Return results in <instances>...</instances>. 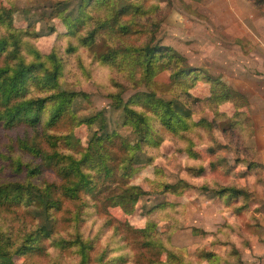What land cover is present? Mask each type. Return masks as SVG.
<instances>
[{
    "label": "rangeland",
    "instance_id": "1",
    "mask_svg": "<svg viewBox=\"0 0 264 264\" xmlns=\"http://www.w3.org/2000/svg\"><path fill=\"white\" fill-rule=\"evenodd\" d=\"M128 1L140 3L138 10L123 16L130 21L131 31L102 29L88 45L80 38L96 17L105 16L104 5L88 3L85 11L92 17L70 31L62 17L52 12L57 2H65L74 15L80 0H0V5L11 9V20L0 23V40L5 38L10 50L14 47L11 34L17 36L16 51L5 62L6 50H2L0 65L18 62L19 57L34 60L33 48L45 65L51 66V53L59 61L57 85L30 84L25 96L75 91L54 124L44 129L54 99L45 105L40 125L6 127L0 121V184L30 181L58 187L65 181L51 166L28 174L24 165L41 160L18 145L20 138L35 136L46 150L44 134L52 133L61 152L93 159L81 163L92 190L70 198L58 189L59 205L51 210L53 229L42 239L45 249L13 254V260L16 264H77L76 244L55 243L77 234L88 245L84 264H259L261 255L253 247L264 232V163L257 156L264 144V98L260 96H264V68L259 66L264 56V0H248L257 8L260 24L248 22L244 28L227 25L224 0ZM243 29L248 34L238 37ZM147 43L168 44L182 59L155 68L149 76L135 55L109 57L113 49ZM184 67L198 70L180 71L174 77ZM208 75L215 81H209ZM222 83L232 92L227 99L220 94ZM147 92L187 112V126L162 123L148 107ZM116 93L121 103L113 97ZM135 93L143 94L132 99ZM123 103L146 118L145 129L140 123L145 141L138 134L141 125L135 129L125 121ZM112 132L119 137L107 145L105 138ZM97 137L102 139L101 147L95 146ZM122 140L128 147L122 148ZM137 145L142 148L129 150ZM108 148L113 155L107 161L110 174L105 176L97 171L96 160L102 153L107 160ZM69 163L65 157L58 165L65 168ZM179 180L183 184L176 191L164 187ZM131 185L148 192L127 208L110 203L112 196ZM228 187L240 191H220ZM34 209L26 203L0 204V226L15 244L39 223Z\"/></svg>",
    "mask_w": 264,
    "mask_h": 264
},
{
    "label": "trees",
    "instance_id": "2",
    "mask_svg": "<svg viewBox=\"0 0 264 264\" xmlns=\"http://www.w3.org/2000/svg\"><path fill=\"white\" fill-rule=\"evenodd\" d=\"M91 1L99 5H104L106 14L105 16H98L95 18L94 25L87 28L85 34L80 38L82 43L92 45L93 42H95L96 34L102 29H109L111 31L115 30L122 33H128L131 31L130 21L123 20V16L128 15L132 11L134 12L138 10L140 6L139 2L128 0H80L74 15L70 12V8L67 4H64L65 2H62L61 5L57 4V2L52 13L61 16L70 31H76L82 24L92 17L87 11H85V6ZM254 1L256 2V0ZM10 13L11 9L0 5V23L11 20ZM11 36L14 37V40L12 41L14 47L10 50L7 49L6 44H4L5 38L0 40V55L2 50H6V53H4L5 62L9 57V54L15 52L17 49V36H14L13 34H11ZM33 50L34 60L30 62H25L19 57L18 62L0 65V121L6 127H11L19 123H24L29 126L42 124L43 110L50 99H54L56 104L48 118L44 120L43 129L46 128L47 125H53L58 116L65 110L66 104L71 101L72 95L75 94V91L61 89L44 96H25L30 84L37 87L42 85L43 87L45 86L48 88L57 85L56 77L59 71V61L56 55L51 53L50 59L52 64L51 66L45 65V61L41 59V53L34 48ZM119 53H125L128 57L135 55V60L139 62L141 61L144 72L149 76L153 74L155 68H159L168 63L172 64L173 61L182 59V56L174 47L168 44L158 43H147L142 46L134 47L130 46L129 48L121 50L113 49L109 53V57H116ZM196 70L198 69L192 67L180 68L175 71L176 75L174 77L177 78L180 71H185V73L190 74ZM207 77L209 81H215L211 75H208ZM191 78L194 79L195 77L193 76ZM221 85L223 86V89L220 94L223 95V99L231 97L232 92L225 88V84L222 83ZM153 93L154 92L144 93V98L147 100L148 107L158 114L162 123L166 126H174L178 123L187 126V112H180V110H177L173 104L171 105L170 101L157 97ZM141 94L143 93H135L132 96V99H140L142 97ZM215 95H218L219 97V93H216ZM113 97L118 99L121 103L122 100L120 94H113ZM126 103H123L126 112L125 121L131 123L135 129L140 123H143L145 129L148 125L146 118L140 112L126 106ZM142 127L143 126L141 125L138 134L141 132L140 139L144 137L143 141H145L146 135L144 129L141 131ZM44 136L45 141L49 146L46 150H42V147L37 143L38 141L35 140V136L30 140L26 138L18 139V145L20 147L34 156L39 157L41 160V162L39 161L33 166L24 165V168L28 174H34L39 173L45 166H51L54 167L58 175L64 178L65 181L58 185V187H55L53 183L40 187L30 181H7L0 184V204L13 205L15 203H26L33 205L35 208L33 213L39 219V223L36 227L26 232L20 242L16 244L8 231L0 226V264H16L13 260V254L24 255L31 252H42L45 249L42 239L50 236L53 229V216L51 210L59 205V199L55 198L58 189L63 195L74 198L79 191H91L94 187L90 184L91 179L89 178V174L81 169L82 161L89 156L86 154L83 158L81 157L78 159L70 154H65L59 150L58 140H56L57 137L54 134L45 132ZM115 137H119L117 132L107 134L105 138L108 142L107 145L113 144L116 139ZM101 140V138H95V146L101 147ZM117 141L119 142V140ZM120 143L122 148L128 147L127 144H123V140L120 141ZM137 147L141 146L137 145L129 150L132 151ZM112 155V151L108 148L107 160L103 153L97 158V171L102 172V175L106 176L110 174L111 166L107 161ZM65 157L69 159L70 163L67 167L63 168L62 165H58V163ZM89 160H93L92 157H89ZM20 166L21 162H18L17 167ZM73 171L78 172L77 176L73 175ZM182 184V180H179L174 184H165L164 187H168L171 191H176L179 187H182ZM224 190H230L234 193L240 191L234 187L223 188L220 191ZM147 192V190H143L138 186H127L122 192L112 196L115 198H111L112 200L110 203H116L123 208H127L128 204H133L140 195ZM55 243L60 244V246L76 244L80 253V260L77 264H84L87 261L88 253L86 252V247L88 245L85 244L79 235L76 234L72 239L59 238L55 240Z\"/></svg>",
    "mask_w": 264,
    "mask_h": 264
},
{
    "label": "crops",
    "instance_id": "3",
    "mask_svg": "<svg viewBox=\"0 0 264 264\" xmlns=\"http://www.w3.org/2000/svg\"><path fill=\"white\" fill-rule=\"evenodd\" d=\"M224 1L225 4L228 6V8L224 12L227 13L229 17V21L227 22V25H230L232 27L242 26L244 28L248 26V22L260 24L259 22L260 15L256 10L257 8L254 7L250 3V1L248 0H224ZM247 34H248L247 29H243L239 31L237 36L241 37ZM261 42H262L261 44L264 45V38H262ZM259 66L264 68V56H262ZM262 74H264V69L262 70ZM260 96L264 98V96L262 95ZM260 146L261 149L259 150L257 156L260 162L264 163V144ZM256 242L257 245L255 244L253 248H256L258 251L255 252L261 255L259 264H264V232L260 235V238H258Z\"/></svg>",
    "mask_w": 264,
    "mask_h": 264
}]
</instances>
